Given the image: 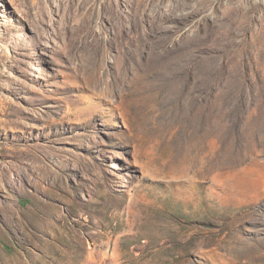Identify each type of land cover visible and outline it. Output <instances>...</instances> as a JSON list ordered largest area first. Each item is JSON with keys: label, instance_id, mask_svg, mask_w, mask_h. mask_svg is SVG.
<instances>
[{"label": "rangeland", "instance_id": "374dc122", "mask_svg": "<svg viewBox=\"0 0 264 264\" xmlns=\"http://www.w3.org/2000/svg\"><path fill=\"white\" fill-rule=\"evenodd\" d=\"M0 264H264V0H0Z\"/></svg>", "mask_w": 264, "mask_h": 264}]
</instances>
